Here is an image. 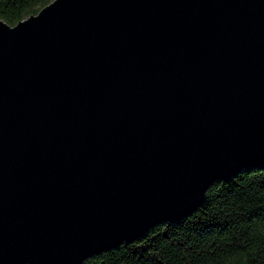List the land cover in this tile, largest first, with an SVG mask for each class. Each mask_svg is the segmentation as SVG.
I'll use <instances>...</instances> for the list:
<instances>
[{
    "label": "water",
    "instance_id": "water-1",
    "mask_svg": "<svg viewBox=\"0 0 264 264\" xmlns=\"http://www.w3.org/2000/svg\"><path fill=\"white\" fill-rule=\"evenodd\" d=\"M262 165L264 0L0 19V264H84Z\"/></svg>",
    "mask_w": 264,
    "mask_h": 264
},
{
    "label": "trees",
    "instance_id": "trees-1",
    "mask_svg": "<svg viewBox=\"0 0 264 264\" xmlns=\"http://www.w3.org/2000/svg\"><path fill=\"white\" fill-rule=\"evenodd\" d=\"M54 0H0V19L16 26ZM84 264H264V165L216 182L203 205L133 243Z\"/></svg>",
    "mask_w": 264,
    "mask_h": 264
}]
</instances>
